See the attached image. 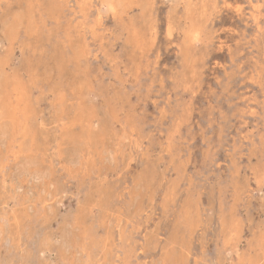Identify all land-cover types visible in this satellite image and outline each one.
<instances>
[{
    "label": "rangeland",
    "instance_id": "obj_1",
    "mask_svg": "<svg viewBox=\"0 0 264 264\" xmlns=\"http://www.w3.org/2000/svg\"><path fill=\"white\" fill-rule=\"evenodd\" d=\"M0 264H264V0H0Z\"/></svg>",
    "mask_w": 264,
    "mask_h": 264
},
{
    "label": "bare ground",
    "instance_id": "obj_2",
    "mask_svg": "<svg viewBox=\"0 0 264 264\" xmlns=\"http://www.w3.org/2000/svg\"><path fill=\"white\" fill-rule=\"evenodd\" d=\"M216 8H217V6H216ZM185 9V8H184ZM259 19V18H258ZM175 68V67H174ZM171 69V68H170ZM189 114V113H188ZM166 120V119H165ZM185 150V149H184ZM154 153V152H153ZM140 154H141V152H140ZM174 154V153H173ZM149 161V160H148ZM155 167V166H154ZM164 174V173H163ZM163 176V175H162ZM126 186V185H125ZM155 197V196H154ZM175 203V202H174ZM194 203V202H193ZM242 208V207H241ZM220 209V208H219ZM193 210V209H192ZM121 212V211H120ZM216 212V211H215ZM200 216V215H199ZM164 221V220H163ZM199 221H200V219H199ZM174 225V224H173ZM180 229V228H179ZM230 230V229H229ZM181 232V231H180ZM188 236V235H187Z\"/></svg>",
    "mask_w": 264,
    "mask_h": 264
}]
</instances>
